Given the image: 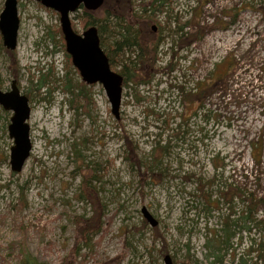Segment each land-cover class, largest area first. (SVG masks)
I'll return each mask as SVG.
<instances>
[{"label": "rangeland", "instance_id": "rangeland-1", "mask_svg": "<svg viewBox=\"0 0 264 264\" xmlns=\"http://www.w3.org/2000/svg\"><path fill=\"white\" fill-rule=\"evenodd\" d=\"M262 5L264 0H170L165 9L180 20L200 15L202 37L188 44L185 40L186 47L178 48L171 31L175 23L167 24L165 13L157 14L163 26L159 65L171 60V71L159 73L136 92L123 86L115 119L99 83L90 84L87 113L82 108L76 113L69 105L71 95L62 89L65 75L72 82L81 77L64 57L65 46L55 32L58 13L35 0H17L13 51L18 66L13 73L0 48V87L8 90L15 80L22 93L28 92L32 148L21 171L13 172L7 132L11 112L0 106V264H21L24 253L38 264H68L65 258L74 244L71 215L88 212L85 202L75 197L80 176L73 143L85 162L95 164L106 205L103 229L91 247L80 248L76 264H163V248L175 264H212L206 243L213 233L222 234L227 214L226 205L214 201L218 188L232 184L264 195ZM74 13L71 23L81 33ZM150 24L156 31V22ZM115 62L118 71L120 57ZM47 72L51 81L38 87L40 75ZM218 77L226 79V93L218 89L202 103L183 102L176 88L201 89L207 79ZM124 135L138 157L152 164V176L130 166ZM158 144L166 150L154 161ZM141 178L146 179L142 188ZM198 178L214 180L205 195L197 191ZM207 195L211 206L206 205ZM143 206L158 221L160 237L155 238L156 230L147 222L142 225ZM243 207L241 200H234L232 218ZM255 218L264 220V205ZM248 225L249 232L240 231L239 223L233 226L230 247L217 254L222 264L248 258L250 242L264 233V222Z\"/></svg>", "mask_w": 264, "mask_h": 264}, {"label": "trees", "instance_id": "trees-1", "mask_svg": "<svg viewBox=\"0 0 264 264\" xmlns=\"http://www.w3.org/2000/svg\"><path fill=\"white\" fill-rule=\"evenodd\" d=\"M170 0H104L102 5L96 10H86L82 6L75 11L74 19H77L79 26L85 29L88 26L94 25L97 28L100 46L108 57L109 65L112 69H115L117 63L116 57H120L121 68L117 71L122 76V87H131L136 92V88L139 86H149L151 82L159 73H167L171 71V60L160 66L159 58V46L162 42L161 29L162 24L155 17L157 14L165 13L164 21L167 24L171 22L175 23V27L172 33L175 35L174 44L178 48L186 47L183 44L191 43L202 37L203 27L200 25V15L195 14L188 20H180L177 15H172L167 12L166 7H169ZM262 19L264 21V5L260 8ZM156 22V31H152L150 22ZM72 27L77 30L74 22L72 21ZM56 33L59 34V39L64 47V40L60 27L57 26ZM50 37L51 34H49ZM110 38L109 42L107 38ZM0 48L4 50L5 55L9 60V68L13 73H16L17 59L13 50H8L2 45L0 36ZM172 50L171 57L175 54V50ZM64 57L71 63L70 56L64 52ZM231 66L230 68H232ZM235 66L233 67V70ZM65 81L63 82V90L71 95L69 105L76 110L80 108L87 113L89 105L92 103V99L89 94V87L81 80L72 82L71 79L65 75ZM50 73H42L38 79L36 85L43 86L50 82ZM225 78L207 79L203 88L195 90L185 91L180 85L176 86L179 90L182 101H186L188 104L202 103L212 93L218 89L223 93H226ZM131 83V84H129ZM201 84V83H200ZM25 95L29 98L28 92ZM135 98L137 95L134 93ZM183 101V102H184ZM30 103V99H29ZM124 148L126 153V159L130 162V166L136 167L137 170L148 172L149 176H152V164L145 160H141L138 157L137 152L131 141L128 140V136L124 135ZM74 148V161H76L75 169L80 176L78 190L75 193V197L84 201L88 206V212L82 214H72L71 222L74 225V244L69 253V256L65 258V261H69L68 264H76V257L80 248H89L92 245L94 236L100 233L104 225V217L106 213V205L102 201L97 187L99 178L96 174L95 164L90 165L84 161V158L79 151L75 148V144H72ZM157 150L158 154L152 155V159L159 160V157L165 152L166 145H157L153 153ZM217 166V165H216ZM208 181V182H207ZM203 181L198 178L197 191L201 195H205L204 189L209 183H213V178ZM146 179H139L140 188L144 187ZM209 195L205 196L206 205L211 206ZM241 200L244 204L243 209L238 213L235 218L233 211V201ZM217 204L224 203L227 207V214L222 217L221 231L222 234L218 236L217 233H213L212 239L206 243L210 248V256H212V264H222V260L218 258V253L222 247L227 250L230 247V239L232 237L231 230L233 226L238 225V229L241 231H250L251 224L255 227L261 226L264 222L263 219L256 220L255 215L260 208L264 205V195H257L250 191H244L237 185L227 184L222 188H218L217 196L214 200ZM146 224L145 219H142V225ZM156 230L155 238L160 237L157 233V228L154 226L152 229ZM154 238V239H155ZM167 254V250L163 248L161 255ZM247 259L239 258L238 264H264V233L256 241L252 239L246 252ZM171 256V255H170ZM173 261V256H171ZM21 264H38L28 254L24 253L21 257ZM173 264L174 261H173Z\"/></svg>", "mask_w": 264, "mask_h": 264}, {"label": "water", "instance_id": "water-1", "mask_svg": "<svg viewBox=\"0 0 264 264\" xmlns=\"http://www.w3.org/2000/svg\"><path fill=\"white\" fill-rule=\"evenodd\" d=\"M42 6L58 13L60 31L63 36L66 53L71 63L78 71L85 84L99 83L108 99L110 112L115 119L119 118L122 96V76L109 65L108 57L100 46L96 26L91 25L78 33L73 29L70 14L79 7L86 10L98 9L104 0H35ZM19 18L17 16V0H4L0 12V36L2 45L8 50H14L17 44ZM155 29V26H152ZM0 106L11 112L7 125L8 136L12 139L9 151V164L13 172L23 168L31 152L28 119L31 112L29 98L20 91L15 80L10 88L0 87ZM142 217L154 227L158 221L145 206L141 209ZM163 264H173L169 254L163 256Z\"/></svg>", "mask_w": 264, "mask_h": 264}]
</instances>
